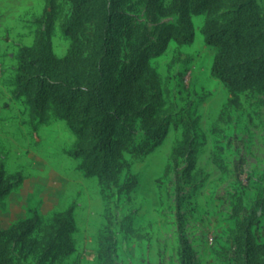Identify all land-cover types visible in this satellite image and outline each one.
Wrapping results in <instances>:
<instances>
[{"label": "rangeland", "instance_id": "rangeland-1", "mask_svg": "<svg viewBox=\"0 0 264 264\" xmlns=\"http://www.w3.org/2000/svg\"><path fill=\"white\" fill-rule=\"evenodd\" d=\"M114 0L117 14L112 49L113 85L121 90L125 69L136 64L134 53L144 39L175 23L163 16L172 0ZM216 0L219 27L235 16L237 2ZM264 15V0H252ZM52 15L50 44L54 56L65 55L69 40L62 27L71 16V0H0V173L16 186L0 201V230L36 214L45 224L54 214L72 210L75 252L54 264H97L98 231L112 221L116 264H180L175 218L177 186L183 221L182 235L192 264H243L237 239L239 225L254 218L251 236L264 243V91L245 90L236 105L226 88L210 75L215 49L202 34L206 13L192 17L193 41H170L164 52L148 61L161 90V113L169 120L162 142L147 155L122 153L127 165L117 187L104 188L95 177H84L72 156L76 139L66 122L47 103L31 117L24 97L16 92V55L32 46L44 11ZM96 7L82 33L87 42L80 68L88 70L96 31ZM264 32V30H263ZM122 117L135 144L144 139L140 118ZM193 121L194 161L172 149L182 142L181 119ZM188 170V173H187ZM135 179V186L126 192ZM19 264H50L25 251L12 250Z\"/></svg>", "mask_w": 264, "mask_h": 264}, {"label": "trees", "instance_id": "trees-1", "mask_svg": "<svg viewBox=\"0 0 264 264\" xmlns=\"http://www.w3.org/2000/svg\"><path fill=\"white\" fill-rule=\"evenodd\" d=\"M114 0H71V16L62 27L69 40L65 55L54 56L50 44L52 15L44 11L38 22L33 44L16 55V92L24 97L31 117L39 115L51 103L57 115L66 122L76 139L72 156L79 160L78 169L84 177H95L104 188L117 187L119 177L127 165L122 153L133 158L147 155L166 135L169 120L160 112L163 106L159 81L148 61L161 55L166 45H189L193 41L192 17L206 13L202 34L205 43L216 53L210 75L227 90L231 105L245 90L264 91V15L257 11L252 0L237 2L235 14L224 27H219L221 15L214 17L216 0H172L163 16H174L175 23L163 27L154 42L143 39L134 53V66L129 65L123 75L121 90L113 85L115 67L112 34L117 14ZM154 0L148 1V8ZM96 7V31L88 70L80 68L87 42L83 25ZM140 118L144 139L135 144L124 127L122 117L128 112ZM182 142L172 149L174 163L180 156L194 161V122L181 119ZM188 173V170H187ZM135 179L126 192L135 186ZM16 186L0 173V201ZM179 189L176 197V225L180 245V264H192L190 248L183 238V221L179 209ZM254 218L251 215L239 225L237 246L243 254V264H264V243L256 244L251 236ZM112 221L98 231L97 264H116V243L111 229ZM76 232L72 210L52 215L42 224L39 217L18 222L0 230V264H19L12 250L38 255L50 264L60 262L75 252L73 235Z\"/></svg>", "mask_w": 264, "mask_h": 264}]
</instances>
